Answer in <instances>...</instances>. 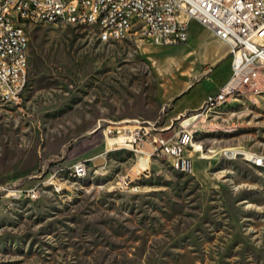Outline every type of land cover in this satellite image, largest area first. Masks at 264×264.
<instances>
[{"label": "rangeland", "instance_id": "1", "mask_svg": "<svg viewBox=\"0 0 264 264\" xmlns=\"http://www.w3.org/2000/svg\"><path fill=\"white\" fill-rule=\"evenodd\" d=\"M25 30L26 88L0 101V264H264V168L249 161L264 157V88L165 124L157 89L183 47ZM139 126L141 153L107 144V127ZM180 129L190 173L156 154Z\"/></svg>", "mask_w": 264, "mask_h": 264}, {"label": "built area", "instance_id": "2", "mask_svg": "<svg viewBox=\"0 0 264 264\" xmlns=\"http://www.w3.org/2000/svg\"><path fill=\"white\" fill-rule=\"evenodd\" d=\"M15 10L23 11V20H15ZM189 20L226 44L231 59L229 81L202 108L239 93L258 95L264 85V0H0V101L18 103L26 88L27 25L94 29L101 42H120L134 34L156 46L173 47L189 43ZM104 133L112 148L119 145L135 153H141L149 135L140 126L107 127ZM187 133L180 129L159 141L156 154L190 173L192 147H185ZM249 161L264 168V157L250 156ZM70 168V174H85L81 162Z\"/></svg>", "mask_w": 264, "mask_h": 264}, {"label": "crops", "instance_id": "3", "mask_svg": "<svg viewBox=\"0 0 264 264\" xmlns=\"http://www.w3.org/2000/svg\"><path fill=\"white\" fill-rule=\"evenodd\" d=\"M187 24L189 43L178 46L183 47L180 64L170 60L167 78L162 79L157 89V99L166 113L165 124L201 110L206 99L214 96L231 77L228 46L195 21L189 20ZM192 24L193 29L198 27L204 35H195ZM193 42L197 43L196 47L192 46ZM186 60L188 64L184 67Z\"/></svg>", "mask_w": 264, "mask_h": 264}, {"label": "bare ground", "instance_id": "4", "mask_svg": "<svg viewBox=\"0 0 264 264\" xmlns=\"http://www.w3.org/2000/svg\"><path fill=\"white\" fill-rule=\"evenodd\" d=\"M15 20H23V11L22 10H15ZM3 103H7V101H1ZM220 104V103H218ZM210 105V104H208ZM195 119L193 118V121ZM191 143V136L189 135V133H187V135H185V147H189ZM168 161V160H167ZM256 167H262V164H254ZM174 166V164H173ZM172 166V167H173ZM176 168V170H178L179 172L182 173H186L184 169H179L176 166H174Z\"/></svg>", "mask_w": 264, "mask_h": 264}]
</instances>
